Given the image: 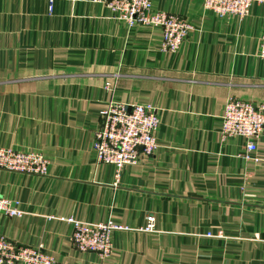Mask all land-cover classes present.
<instances>
[{
  "label": "crops",
  "instance_id": "1",
  "mask_svg": "<svg viewBox=\"0 0 264 264\" xmlns=\"http://www.w3.org/2000/svg\"><path fill=\"white\" fill-rule=\"evenodd\" d=\"M152 4L194 25L177 53L161 28H129L92 0H0V148L49 160L44 177L0 170V195L26 212L0 214V236L58 264H264V134L249 161L243 138L221 135L228 99L264 105V2L244 19L204 0ZM111 102L160 115L158 149L119 179L93 150ZM149 216L156 231L142 233ZM67 218L131 231L112 232L101 261L75 249Z\"/></svg>",
  "mask_w": 264,
  "mask_h": 264
},
{
  "label": "built area",
  "instance_id": "2",
  "mask_svg": "<svg viewBox=\"0 0 264 264\" xmlns=\"http://www.w3.org/2000/svg\"><path fill=\"white\" fill-rule=\"evenodd\" d=\"M108 8L115 19L129 28L137 26L159 27L163 32L162 50L177 53L186 41L194 25L187 19L172 13L156 11L152 0H92ZM264 0H204L207 10L221 19L249 16L252 6ZM54 0H49L53 10ZM258 56L264 61V31L260 38ZM101 125L96 130L93 150L98 163L115 167L119 179L126 166H137L143 158L154 155L158 149L156 132L160 125L159 109L152 105H129L111 102L101 113ZM264 134V105L230 98L225 104L221 124L223 140L243 138L244 160H254L258 141ZM0 170L44 177L48 175L49 160L37 151L0 148ZM0 214L10 218H22L26 212L19 203L0 195ZM73 226L72 244L79 252L94 254L101 261L110 258L113 251L112 232H129L131 228L115 222L89 224L73 218L63 219ZM142 233H154L156 221L149 216L139 229ZM211 236V235H210ZM218 236L222 237L221 234ZM0 264H58L43 245L24 246L0 236Z\"/></svg>",
  "mask_w": 264,
  "mask_h": 264
}]
</instances>
